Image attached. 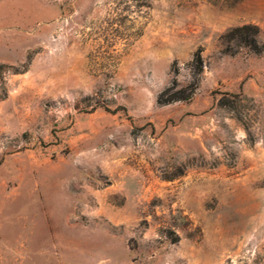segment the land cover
<instances>
[{"label": "rangeland", "instance_id": "obj_1", "mask_svg": "<svg viewBox=\"0 0 264 264\" xmlns=\"http://www.w3.org/2000/svg\"><path fill=\"white\" fill-rule=\"evenodd\" d=\"M242 25L264 0H0V264H264Z\"/></svg>", "mask_w": 264, "mask_h": 264}, {"label": "trees", "instance_id": "obj_2", "mask_svg": "<svg viewBox=\"0 0 264 264\" xmlns=\"http://www.w3.org/2000/svg\"><path fill=\"white\" fill-rule=\"evenodd\" d=\"M257 34H258V29L254 25H242L233 28L230 32L231 38L238 40L241 44L250 47L255 52H264V43L259 46L256 40ZM193 61L195 63L196 73L200 74L203 66L200 52L195 53V57ZM195 85L193 86L195 87ZM157 102L162 103L163 101H160L159 99L157 100Z\"/></svg>", "mask_w": 264, "mask_h": 264}]
</instances>
